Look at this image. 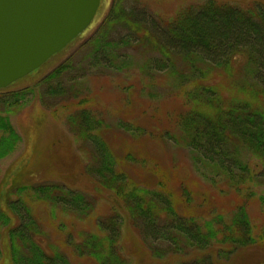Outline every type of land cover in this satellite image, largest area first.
<instances>
[{
	"label": "trees",
	"instance_id": "16d2710c",
	"mask_svg": "<svg viewBox=\"0 0 264 264\" xmlns=\"http://www.w3.org/2000/svg\"><path fill=\"white\" fill-rule=\"evenodd\" d=\"M246 1L237 5L228 0H204L165 17L153 13L139 0H133L131 6L123 4V0H113L103 23V29L126 31L125 37L120 38L124 48H139L147 54L144 73H161L176 83L177 90L189 89L181 93L187 109L176 116L178 135L167 134L164 126L150 129L148 124L141 127L126 122L131 126L129 134H157L159 140L186 148L193 165L221 197L233 196L234 204L226 211L230 215L224 217L213 203L204 211H195L189 206L191 192L185 186L179 199L169 188L165 189L164 179L157 181L163 189L136 183L121 164L126 160L144 164L145 159L139 156L138 160L130 151L117 155L102 136L107 127L81 108L68 115L67 123L74 134L90 144V161L96 167L88 162L81 171L91 179L96 194H84L65 183L51 181L22 184L19 194L13 192L12 186L4 195L6 209L0 205V261L73 264L56 242H50L26 197L82 220L104 196L111 207L97 220L98 232L80 234L77 242L69 233L66 235L75 255L90 257L98 264H130L119 244L125 218L147 243L152 258L167 257L179 264H227L237 250L264 241V234H254L245 205L255 195L253 187L264 183V0ZM106 36L107 32L101 48H116L118 41ZM98 45H94L92 53L94 63L107 68L116 59L127 66L129 58H114L115 54L104 53ZM109 55L111 58H103ZM240 56L244 57L248 80V87L243 85L246 95L227 103L217 87L205 84V70L225 69ZM115 70L121 69L117 66ZM58 89L53 87L50 93L62 95ZM69 90L74 92L72 87ZM22 98L23 94L15 95V103L10 105ZM118 126L124 129L123 125ZM19 140L8 115L0 114V160L14 151ZM252 158L258 162L256 171L250 168ZM177 202L185 203L181 213Z\"/></svg>",
	"mask_w": 264,
	"mask_h": 264
},
{
	"label": "rangeland",
	"instance_id": "374dc122",
	"mask_svg": "<svg viewBox=\"0 0 264 264\" xmlns=\"http://www.w3.org/2000/svg\"><path fill=\"white\" fill-rule=\"evenodd\" d=\"M112 1L100 0L92 22L78 38L37 70L0 90V114L8 115L10 123L20 136L14 151L0 160L2 209H6L3 201L7 191L14 186L13 192L19 194L18 188L22 184L51 181L65 183L84 194H96L91 179L81 171L88 162L93 165L92 167H96L95 162L90 161L92 158L90 144L74 134L71 129L73 127L67 123L70 122L68 115L82 108L89 111L93 120L99 119L102 126L107 127L102 136L117 155L130 151L138 160L139 156L145 159L144 164L129 160L121 164V168L136 183L147 187H159L157 181L164 179L167 183L165 189L169 188V191L174 192L179 199L181 188L185 186L191 192L189 206L195 211H204L209 203H213L223 211L224 217L229 216L230 213L226 211L234 204L233 196L229 194L221 197V193L207 182L197 166L193 165L186 148L182 145H173L167 140H159L157 134L146 133L139 136L129 134L131 126L126 122L141 127L148 124L150 129L164 126L168 129L167 134L178 135L176 116L187 109L181 95L185 89L177 90L176 83L158 72L151 75L150 79L151 76L144 73L142 68L147 54H142L139 48L135 50L124 48L120 42V38L127 34L126 31L107 27L103 29L104 19L109 13ZM132 1L123 0V4L131 6ZM139 1L145 3L155 14L172 17L181 8L190 4L198 5L204 0ZM228 1L237 5L248 2ZM102 29L104 32L101 34ZM106 32V37L118 41L117 44L120 46L101 48L102 38ZM96 43L104 53L115 54L114 58H129L127 66L119 64L116 59L111 65L107 64V68L94 63L91 58ZM243 58L237 57L229 67L222 70H205V84L217 87L224 102L230 103L233 99L246 95L244 86L248 87L245 85L248 80L244 72ZM117 66L120 71L115 70ZM53 87H59L58 91H62V95L53 96L50 93L53 92ZM69 87L73 88V93ZM187 91L189 89L183 93ZM17 94H23L24 98L19 99L16 105H10L15 103L13 101ZM81 102L85 104L81 105ZM116 124L123 125L124 129L122 126L116 127ZM249 164L251 170L258 169L257 159L252 158ZM160 172L162 174L157 176ZM253 190L254 197L246 201L245 205L254 234H264V200H261L264 198V183L255 185ZM11 196L15 197V193ZM26 199L50 242H56L57 246L68 254L73 264H98L90 257L75 255L66 242V235L69 233L77 242L80 240V234L98 232L97 220L108 214L111 207L104 196H100L95 210L82 220L47 203L32 200L30 197ZM241 199L243 202L244 199L242 197ZM180 203L177 202L176 205L181 213L184 211L182 204L185 203ZM119 244L122 255L130 264H179L178 260L167 257L152 258L147 243L139 232L132 228L128 218L124 219ZM0 264L8 262L3 259ZM227 264H264V241L237 250L231 262Z\"/></svg>",
	"mask_w": 264,
	"mask_h": 264
},
{
	"label": "water",
	"instance_id": "95a60500",
	"mask_svg": "<svg viewBox=\"0 0 264 264\" xmlns=\"http://www.w3.org/2000/svg\"><path fill=\"white\" fill-rule=\"evenodd\" d=\"M100 0H0V89L42 66L92 22Z\"/></svg>",
	"mask_w": 264,
	"mask_h": 264
},
{
	"label": "bare ground",
	"instance_id": "6f19581e",
	"mask_svg": "<svg viewBox=\"0 0 264 264\" xmlns=\"http://www.w3.org/2000/svg\"><path fill=\"white\" fill-rule=\"evenodd\" d=\"M79 35H80V34H79ZM79 35H78V36H79ZM78 36H77V37H78ZM77 37H76V38H77ZM68 45H69V44H68ZM68 45H67V46H68ZM67 46H66V47H67ZM54 55H55V54H54ZM54 55H53V56H54Z\"/></svg>",
	"mask_w": 264,
	"mask_h": 264
}]
</instances>
